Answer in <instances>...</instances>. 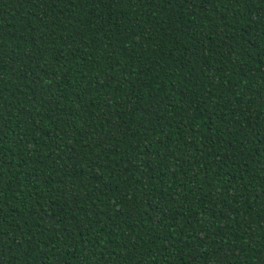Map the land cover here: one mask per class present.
Returning a JSON list of instances; mask_svg holds the SVG:
<instances>
[{"label": "trees", "instance_id": "trees-1", "mask_svg": "<svg viewBox=\"0 0 264 264\" xmlns=\"http://www.w3.org/2000/svg\"><path fill=\"white\" fill-rule=\"evenodd\" d=\"M0 264H264V0H0Z\"/></svg>", "mask_w": 264, "mask_h": 264}]
</instances>
